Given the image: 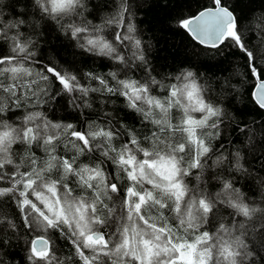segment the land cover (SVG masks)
I'll return each instance as SVG.
<instances>
[{
    "label": "snow or ice",
    "instance_id": "1",
    "mask_svg": "<svg viewBox=\"0 0 264 264\" xmlns=\"http://www.w3.org/2000/svg\"><path fill=\"white\" fill-rule=\"evenodd\" d=\"M36 3H43L47 10L48 0H36ZM211 4V7L204 8L196 16L180 21L179 27L186 29L202 45L219 48L228 44L237 49L245 57L251 75L259 81L253 99L264 110V68L257 67V60L261 57L254 49H249L241 31L240 18L226 6L225 0H211ZM63 7L65 5L62 2L57 3L53 5V10ZM152 7L161 6L153 4ZM127 17L128 10L121 8L113 22L118 23L124 31L115 33L112 43L103 38L88 39V50H98L100 54L126 64V58L120 54L117 46H130L135 50L133 58L147 64L137 27ZM23 23L24 21H19L7 27L18 29V25ZM260 28L264 34V23ZM71 31L75 37L83 29L72 28ZM11 40L12 54L0 52V77L10 73L14 83L7 87L0 83V114L11 107L13 98L16 101L15 107H20L21 97L15 81L33 75L18 59L19 54H24L25 60L30 56L19 31ZM37 75L39 82L32 80L23 87L38 88L39 96L55 99L57 105H61L65 95L70 94L68 102L76 107V101L87 96L90 91L106 89L108 93L126 97L128 107L143 113L145 119H149L154 110L158 109L164 118L151 120L157 126L173 127L168 120L170 109L174 104H182L183 127L173 130L187 133V141L168 145L160 136L154 135L153 147L149 150L141 146V141L135 134H129L126 143L117 147L114 142L119 139V133L95 125L78 130L71 123H53L40 111L28 112L17 125L0 118V183H9L7 187H0V197L9 196L15 200L25 227L36 234L28 247V260L31 264H55L56 233L70 241L75 256L79 258L78 264H103L104 259L111 260L112 264H212L213 261L214 264H238L237 258L241 257V253L248 254L244 251L247 247L244 240L234 236L223 224L217 235L201 232L189 242L168 226L164 215L165 211L174 212L180 222L179 227L188 233L190 230L198 232L202 224L210 223L218 212V203L227 204L244 217L258 211L243 203V194L230 181L223 182L221 194L224 199L220 198L221 194L213 197L210 193L203 192L199 197L193 195L187 198L192 190L185 184V177L190 174V168L202 169L199 158L211 151L205 141L197 136L196 129L208 125L211 118L219 119L222 116L220 108L201 98V90L192 71L182 73L183 84L171 86L168 101H161L150 95L151 86L160 83L155 78L145 83L118 80L117 87L112 88L108 87L105 79L88 74L92 79H99L102 86L89 89L80 85L76 75L53 61H49ZM109 75L116 80L115 72ZM177 79L180 80L181 77ZM56 82L60 85V91L49 93L48 88H39L40 83L52 86ZM160 86L164 87L162 84ZM77 93L80 95L77 96ZM31 95L37 97V92L33 90ZM5 99L9 101L7 106ZM24 99H27V93ZM184 100L187 101L186 104H183ZM40 102L37 97V104ZM141 104L147 105L148 110L139 106ZM63 106L66 107V103ZM83 106L91 107L88 103ZM194 112L201 113L202 118L194 119ZM210 126L216 129L218 124L213 122ZM159 130L166 134V127H160ZM240 131L246 133L249 129L245 127ZM98 139L106 147L101 152L100 162L94 163L92 154L101 147L97 143ZM61 143H65L66 149L71 144L75 149L74 154L69 156L66 151L63 155H58L57 148ZM162 143L164 148L160 150ZM193 144L196 159L188 168L181 167L182 158L178 154L185 152ZM13 145H27L29 149L41 148L46 158H40L32 152L20 163H16L15 156L18 153L13 151ZM235 156L236 170H243L239 163L240 152L237 151ZM80 157H85L89 162L81 163ZM107 162L114 165L113 170H105ZM197 179L200 177L197 176ZM73 183H78L81 189L79 196L73 194ZM148 185L151 187H147ZM116 198L120 199L119 215L115 207H109L105 203V199L113 201ZM102 208L106 211H102ZM152 209L159 215H148ZM157 221H162L163 226H158ZM113 223L116 224L115 231L106 233L104 229L111 227ZM2 243L0 240V244ZM60 264L66 262L61 261Z\"/></svg>",
    "mask_w": 264,
    "mask_h": 264
},
{
    "label": "trees",
    "instance_id": "2",
    "mask_svg": "<svg viewBox=\"0 0 264 264\" xmlns=\"http://www.w3.org/2000/svg\"><path fill=\"white\" fill-rule=\"evenodd\" d=\"M153 4L161 7L153 8ZM225 4L240 18L241 31L249 49H254L261 57L257 60V67L264 68V34L260 28L264 23V0H225ZM211 6V0H85V7L78 9L75 15L54 17L42 12L36 0H0V52L12 54L11 37L19 31L30 56L25 60L24 54H19L18 59L33 73L31 77L15 81L21 97L20 107H15L16 101L13 98L11 107L0 114V118L17 125L28 112L40 111L53 123H71L78 130L95 125L119 133V139L114 142L117 147L126 143L129 134H135L141 141V146L149 150L153 147L154 135L160 136L168 145L186 143L187 133L173 130L183 127L182 104H174L170 109L168 120L173 127L157 126L151 120L164 118L158 109L154 110L149 119H145L143 113L128 107L126 97L108 93L106 89L90 91L87 96L78 99L77 106L73 107L68 102L70 94L65 95L61 105H57L55 99L39 96L38 88L25 89L23 85L32 80L39 82L37 73L42 72L49 61H53L76 75L80 85L89 89L102 86L99 79H92L88 74L105 79L108 87L112 88L117 87L118 80L145 83L155 78L160 83L151 86L150 95L161 101H168L171 86L183 84L182 73L192 71L201 90V98L220 108L222 116L219 119L211 118L208 125L196 129L197 136L205 141L211 151L199 158L202 169L190 168V174L185 177V184L192 190L187 198L193 195L199 197L202 192L216 197L222 193L223 182L230 181L243 194V203L258 211L244 217L227 204L218 203V212L210 223L202 224L198 232L190 230L185 233L179 227L180 222L174 212L165 211L167 224L178 236L189 242L201 232L217 235L223 224L247 245L244 251L248 254L244 258L238 257V264H264V183H261L264 181V110L259 108L252 97L254 84L258 80L251 75L245 57L237 49L228 44L219 48L204 46L195 41L186 29L179 27L183 19H189ZM121 8L128 10V20L137 27L147 64L133 58L135 50L130 46H117L120 54L125 56L126 64L118 63L100 54L98 50H88V39L103 38L112 43L115 33L124 31L118 23L113 22ZM19 21L24 23L19 24L18 29L7 27ZM72 28H81L83 32L74 37ZM112 72L117 74L116 80L109 75ZM177 77L181 79L178 80ZM0 83L5 87L13 84L11 74L0 77ZM39 88H48L49 93L60 91L58 82L52 86L40 83ZM33 90L41 101L38 104L37 97L31 95ZM26 93L27 99H24ZM4 103L7 106L9 101L5 99ZM65 103L66 107L63 106ZM84 103L91 107H84ZM186 103L184 100L183 104ZM139 106L148 110L147 105ZM192 116L194 119L202 118V114L197 112L192 113ZM213 122L218 124L216 129L210 126ZM160 127H166V134L160 133ZM245 127L249 131L241 133L240 129ZM65 143L58 146L57 154L63 155L66 151L69 156L74 154L75 149L71 144L66 149ZM97 143L101 147L92 154L94 163L100 162L101 152L106 147L99 139ZM164 143L160 144V150H163ZM13 151L18 153L15 156L16 163H20L32 152L40 158H46L41 148L29 149L27 145H13ZM237 151L241 154L239 163L243 166L240 171L235 167ZM178 156L182 158L181 167L188 168L196 159L195 145L186 148ZM79 159L84 164L89 162L85 157ZM104 168L106 171L113 170L114 165L107 162ZM197 176L200 177L199 180ZM7 186V181L0 183V187ZM71 186L74 188L73 194L79 196L81 189L78 183ZM220 198L225 197L221 194ZM105 203L109 207H115L119 215V198L113 201L105 199ZM102 211L106 209L102 208ZM148 215L156 217L159 213L152 209ZM157 225L163 226V222L157 221ZM115 228L116 224L113 223L104 231H115ZM35 235L25 227L15 200L9 196L0 197V240L3 241L0 244V264H31L28 260V247ZM54 239L57 257L55 264H60L61 261L78 264L79 258L75 256L70 241L58 233L54 234ZM103 264H112V261L104 259Z\"/></svg>",
    "mask_w": 264,
    "mask_h": 264
},
{
    "label": "clouds",
    "instance_id": "3",
    "mask_svg": "<svg viewBox=\"0 0 264 264\" xmlns=\"http://www.w3.org/2000/svg\"><path fill=\"white\" fill-rule=\"evenodd\" d=\"M63 3L65 7L53 10V5L57 3ZM40 10L50 16L63 14V16H73L77 13L78 9L85 7V0H48L47 10L43 3L39 4ZM244 254L241 253V258H244Z\"/></svg>",
    "mask_w": 264,
    "mask_h": 264
},
{
    "label": "water",
    "instance_id": "4",
    "mask_svg": "<svg viewBox=\"0 0 264 264\" xmlns=\"http://www.w3.org/2000/svg\"><path fill=\"white\" fill-rule=\"evenodd\" d=\"M201 11H202V10H201ZM199 12H200V11H199ZM199 12H198V13H199ZM198 13H197V14H198ZM197 14H196V15H197ZM196 15H194V16H196ZM189 19H190V18H189ZM204 46H207V45H204ZM207 47H209V46H207ZM258 82H259V81H257V82L254 84V87H253V90H252V97H253V93L256 91V85H257Z\"/></svg>",
    "mask_w": 264,
    "mask_h": 264
}]
</instances>
